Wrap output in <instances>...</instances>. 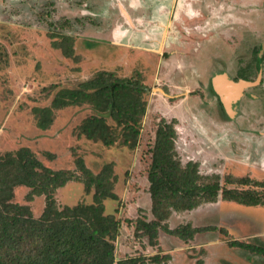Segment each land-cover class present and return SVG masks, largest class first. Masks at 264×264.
Segmentation results:
<instances>
[{
	"label": "rangeland",
	"instance_id": "rangeland-1",
	"mask_svg": "<svg viewBox=\"0 0 264 264\" xmlns=\"http://www.w3.org/2000/svg\"><path fill=\"white\" fill-rule=\"evenodd\" d=\"M125 1L0 0V154L27 148L44 166L72 172L73 180L54 193L59 209L93 203L94 188L82 183L78 160L94 175L109 166L114 197L102 203L104 214L120 224L116 260L264 264V256L229 243L264 248V205L224 200L221 191L191 210H170L154 237L137 225L155 218L147 168L161 119L173 123L181 166L196 163L199 176L222 189L264 195L257 184L264 183V60L258 70L254 59L264 43V0H177L174 6L173 0H147L132 16ZM68 44L70 56L64 55ZM98 71L143 89L146 109L134 149L122 144L119 128L112 146L80 134L84 119L97 114L88 103L53 110L48 128L37 127L34 108L51 107L60 89H76ZM221 75L250 85L233 99L225 82L216 86ZM107 124L114 127L111 119ZM28 193L16 187L13 202L38 218L45 198L28 200ZM185 225L222 227L226 233L183 239L168 232Z\"/></svg>",
	"mask_w": 264,
	"mask_h": 264
},
{
	"label": "trees",
	"instance_id": "trees-1",
	"mask_svg": "<svg viewBox=\"0 0 264 264\" xmlns=\"http://www.w3.org/2000/svg\"><path fill=\"white\" fill-rule=\"evenodd\" d=\"M67 46L64 55L70 56L71 46ZM254 59L259 70L264 60V43L255 51ZM241 77L248 79L243 74ZM142 93V87L136 82L119 78L112 72L98 71L76 89H60L53 96L51 107L34 108L33 112L38 115L37 127L47 129L52 123L53 110L88 103L97 114L84 119L78 127L79 133L112 146L115 130L119 128L122 144L134 149L146 109ZM107 119L114 121V127L107 124ZM175 137L173 123L161 119L155 129L147 168L155 218L149 222L138 221L143 231L156 236L170 210H191L202 202H212L219 191L224 200L245 206L264 205V195L252 189H222L217 181L199 176L196 163L181 166L174 148ZM77 167L85 188H94L93 203L59 209L54 193L73 180L72 172L44 166L27 148L0 154V264H145L137 258L115 259L114 241L120 224L113 215L104 214L102 203L105 198L114 197L108 179L110 167L105 166L97 175L80 160ZM239 182L249 184L248 179ZM257 184L264 186V183ZM19 186L29 189L28 200L44 196V210L38 218L32 216L27 206L13 202L14 189ZM204 231L226 233L224 228L215 226L185 225L168 230L183 239ZM229 243L264 256V248L258 245Z\"/></svg>",
	"mask_w": 264,
	"mask_h": 264
},
{
	"label": "crops",
	"instance_id": "crops-1",
	"mask_svg": "<svg viewBox=\"0 0 264 264\" xmlns=\"http://www.w3.org/2000/svg\"><path fill=\"white\" fill-rule=\"evenodd\" d=\"M147 0H126L125 3V7H126V12L130 13V15L132 16L133 14V10L135 11V8L137 7H144L143 3H145ZM156 1V0H155ZM163 1V0H162ZM176 1V2H175ZM159 2V1H157ZM167 2V1H165ZM148 3H152L151 0H149ZM177 3V0H173L172 1V6H174ZM161 9H159V13H164L165 12V7H160ZM129 16V15H128ZM146 35H151V28L149 27L148 29H146V32H144Z\"/></svg>",
	"mask_w": 264,
	"mask_h": 264
},
{
	"label": "water",
	"instance_id": "water-1",
	"mask_svg": "<svg viewBox=\"0 0 264 264\" xmlns=\"http://www.w3.org/2000/svg\"><path fill=\"white\" fill-rule=\"evenodd\" d=\"M215 84L216 86L219 85V82L222 81V82H225L226 84L232 86V87H238V92H237V95L233 98V99H236L238 97V95L241 93V90L246 87V86H249L250 84H248L247 82L245 81H239L238 83H230L226 80V77L224 75H221V76H218L215 80ZM219 92H221L219 89H218ZM220 95H222L220 93ZM223 96V95H222Z\"/></svg>",
	"mask_w": 264,
	"mask_h": 264
},
{
	"label": "bare ground",
	"instance_id": "bare-ground-1",
	"mask_svg": "<svg viewBox=\"0 0 264 264\" xmlns=\"http://www.w3.org/2000/svg\"><path fill=\"white\" fill-rule=\"evenodd\" d=\"M224 88H225V91L227 92V94L230 96V97H235L237 95V92H238V87H232L230 85H227L225 83L224 85Z\"/></svg>",
	"mask_w": 264,
	"mask_h": 264
}]
</instances>
